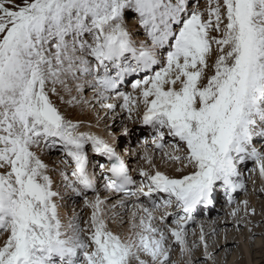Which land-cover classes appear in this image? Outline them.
Wrapping results in <instances>:
<instances>
[{
  "label": "snow or ice",
  "instance_id": "obj_1",
  "mask_svg": "<svg viewBox=\"0 0 264 264\" xmlns=\"http://www.w3.org/2000/svg\"><path fill=\"white\" fill-rule=\"evenodd\" d=\"M250 191L264 0H0V264H218Z\"/></svg>",
  "mask_w": 264,
  "mask_h": 264
},
{
  "label": "rangeland",
  "instance_id": "obj_2",
  "mask_svg": "<svg viewBox=\"0 0 264 264\" xmlns=\"http://www.w3.org/2000/svg\"><path fill=\"white\" fill-rule=\"evenodd\" d=\"M52 99L56 102L57 106L60 107L61 111L66 112L69 118L78 119L77 114L83 115V112H81L79 109V111L77 112V109H72L66 103H63L58 97L53 96ZM83 117H85V119L87 118L86 121L91 120L93 118L92 117L91 119H88L90 115H84ZM137 134H140L139 130H137ZM58 156L59 153L52 152L44 158L46 159V161L51 162L55 160ZM249 187L251 189V184L249 185ZM240 198L243 199L242 194ZM248 198L251 201V205L256 209V215L252 217L253 224H259L258 227L252 228V232H249L247 228H243L241 231H237L236 229L232 228L231 219L226 217L228 209L226 210L225 206H223L224 198L222 195L217 198L218 202L212 208L213 215L205 216L202 213L201 215H199L200 217H198V222L203 220V218L210 220L212 217H214L215 219H222L223 217H226L228 220V236H231L230 242L233 244V247L230 253H228L227 255L222 251L219 252L218 264H231L232 262L228 258L232 256V253H236L238 256V258L235 259L233 264H248V259L243 248V242L250 247V253L252 255L251 261H253V264H264V195H259L257 194V192L250 191ZM70 204L71 202H69L66 207L67 211L68 209H70ZM249 227H251V225H249ZM253 233L255 234L254 238ZM241 235L243 236L244 241H242ZM4 238L5 237L0 236V242H2ZM259 241L260 243H258ZM220 260L221 263L219 262Z\"/></svg>",
  "mask_w": 264,
  "mask_h": 264
},
{
  "label": "bare ground",
  "instance_id": "obj_3",
  "mask_svg": "<svg viewBox=\"0 0 264 264\" xmlns=\"http://www.w3.org/2000/svg\"><path fill=\"white\" fill-rule=\"evenodd\" d=\"M129 23L131 24V21H130ZM74 111H75V110H74ZM76 111L78 112L79 110L77 109ZM77 112H76V113H77ZM84 115H86V114H85V113H83V115L77 114L78 119L86 120L87 118L85 119V117H83ZM86 116H88V115H86ZM91 118H92V116H90L88 119H91ZM99 131H100L101 133L104 131L103 124H101V127H100ZM139 133H140V132H139ZM147 134H148V133L145 132V135H147ZM137 135H140V134H137ZM127 144H128L127 141H122V142L120 143V146H121V148H124V147H127ZM137 163H138V161H136L135 159L131 160V164H132L133 167H135ZM57 180H58V177H57ZM223 206H225V205H223ZM70 207H71V204H70ZM225 208H226V210H227V207H226V206H225ZM68 210H69V209H68ZM65 211H67V210L65 209ZM212 211H213L212 208H211V210L205 209V210L203 211V214H204L205 216H206V215L211 216V215H213ZM198 217H200V216H198ZM202 217H203V216H202ZM216 219H217V218H216ZM216 219H215L214 217H212L210 220H209V219L207 220V219L203 218V220H201L200 222L204 223L206 229H210V228L212 227L211 221H212V220H216ZM225 219H227V218H226V217H223L222 219H219V222H218V224H217L216 226H217L218 228H221V229H222V228L224 227V224H225ZM227 224H228V220H227ZM227 227H228V225H227ZM197 231H199V229H197ZM228 231H229V230H228ZM223 236H224V233H223V231H221L219 237L216 238L218 242L216 243L215 247H216L217 249H219V248L225 246V240H224ZM4 239H5V238H4ZM230 239H231V236L229 235L228 238H227V242H226V247H227L228 251H227V253L224 252L226 255H227L228 253H230V251L232 250V247H233V244L230 242ZM241 239H242V241H244L242 235H241ZM210 241H211V239H210ZM210 243H211V242H210ZM258 243H260V241H259ZM243 248H244L245 254H246L247 259H248V260H247V263H248V264H253V261H251V257H252V255H251V253H250V247H249L246 243L243 242ZM222 252H223V251H222ZM228 256H229V255H228ZM236 258H238L237 254H236V253H232V256L229 257L228 259H230V261L232 262L231 264H233ZM222 261H223V260H222ZM219 262L221 263V260H220Z\"/></svg>",
  "mask_w": 264,
  "mask_h": 264
}]
</instances>
